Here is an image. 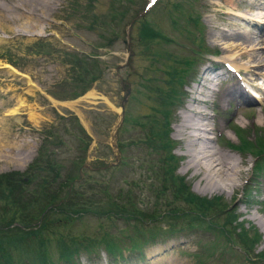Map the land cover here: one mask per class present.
<instances>
[{
    "label": "rangeland",
    "instance_id": "obj_1",
    "mask_svg": "<svg viewBox=\"0 0 264 264\" xmlns=\"http://www.w3.org/2000/svg\"><path fill=\"white\" fill-rule=\"evenodd\" d=\"M144 1L147 0H132L130 8L127 9L131 13H126L122 17L111 15L112 0L58 1L59 5L53 10V15L48 17V25L51 27L38 31H19L18 28L9 31L7 28L11 27V24L0 18V26L5 28L0 29V176L13 171L23 173L28 170L34 159L39 160L43 156V159L48 160L52 156L63 167L59 172L61 178L67 174L79 175L74 186L90 178L96 183L89 193H98L99 189L106 187L108 191L117 194L120 189L130 188L146 201L149 191L146 190L147 182L144 178L147 179L151 168H160L166 159L161 150L158 152L159 155H156L152 150L154 144L151 141L148 143L150 137H147L150 128L162 127L160 123L153 125V121H163L165 117L161 112L156 113L152 109L160 106L159 98L164 96L156 95V90L159 86L175 87L176 83L171 81L166 70L169 67L180 66L173 58H168L167 67L159 58L156 64L152 65L150 57L157 46L180 59L195 57L197 63L191 73L192 79H188L189 84L183 89L185 94L179 95L176 105H171L167 111L165 110L169 115L167 118L170 123L169 136L174 147L172 153L178 160V170L175 174L185 178L191 193L197 198L208 200L220 198L221 205L238 215V221L245 224L246 229H252L260 235L259 243L250 252L262 255L261 258L255 259L254 264H264V231L258 224V219L253 218L261 216L264 219V155L259 156L248 150L233 148L242 145L240 136L253 143L256 136L264 131V0H188L195 2L190 8L191 13H197L201 18V35L198 29L188 27L195 34L198 33V36H202L209 54L202 53L185 33L172 27L168 12L171 3L176 0H160L152 7L151 12L149 9L148 14L143 15L152 22L153 28L155 26L161 31L162 35L166 34L169 38L175 39L176 45L168 42L158 44L160 41L157 39L151 41L147 38L140 42L137 35L140 33L138 22L141 21L133 15L139 14L137 12L142 10ZM177 1L183 3L185 0ZM113 30L118 35H115ZM128 32L131 33V51L134 55L130 57L128 66L117 70L116 67L121 66L128 55L127 44L123 43ZM99 33L104 34L101 40L97 37ZM240 35L250 39L260 37L263 43L257 49L260 52L259 56H243L242 53L252 54L253 48H247L233 39ZM102 42L105 44L110 42L112 46L105 47L101 45ZM195 51H199L197 56ZM72 54L90 58L91 71L96 68L101 76L77 99L71 98L70 95L74 89L72 81L78 68L72 62ZM95 55L99 65L93 57ZM224 63L226 70L233 67L235 71L224 70L222 67ZM253 65L258 67L257 71L253 69ZM10 66L20 75H11L7 72V67ZM211 67L214 72L210 70ZM214 75H219L210 83L216 85L215 89L232 85L242 90L243 87L250 101L246 103L235 98L222 101L220 98L211 97L206 103L198 102L200 103L198 106L211 116L209 119L213 127L210 132L213 138L211 145H215L221 155L230 156L238 165V172L234 178L235 189L228 188L219 193L213 192L203 182L201 183L202 177L197 172V167L191 169L186 167L185 164L192 157L187 156L184 150L187 146L183 136H177L175 131L180 122L181 109L192 102L190 98L197 96L194 90L199 89L198 86L202 83L210 85L209 82H204L203 78H213ZM128 87L129 95L126 93ZM89 92L96 99L85 98ZM124 98L126 101L123 107L134 118L127 124L126 129L121 128V123L117 126ZM113 130L117 131L115 139L121 141L125 147L122 156L126 161L123 165L120 164L121 153L118 164L111 165L117 162L115 150L111 147ZM76 161L80 162L79 166L81 165L78 170L73 167ZM32 187L33 184H30L27 188ZM169 197L173 198L172 194H169ZM149 199L154 198L152 196ZM177 203L180 208L187 207L181 199ZM1 210L0 208V212ZM164 221L166 219L153 220L148 225L156 224L159 225V230H168ZM74 222L72 227L63 233L71 235L82 233L89 237L92 235L99 237L104 229L115 235H122L123 232L134 234L131 227L134 220L128 222L130 224L126 230L123 219L113 221L85 217ZM101 222L105 225L104 228ZM158 228L155 227L156 230ZM28 229L35 228L32 225ZM59 229L62 230L63 227ZM50 233L46 234V237L50 238L46 246L53 261L58 262L56 247L58 231L50 230ZM164 234L154 236L160 243L142 249L143 257L133 252L135 258L127 261L117 260V257L112 259L101 248L100 257L91 261L95 264H154L158 258L165 261L177 259L185 264L249 262L244 258L247 254L242 249L231 247L230 244L222 249L215 248L214 252L210 249L205 250L206 244L218 241L219 238L209 229L196 227L192 231L185 230L168 238ZM135 236L150 239L149 233L145 231L143 235L134 234L132 237ZM120 238L125 239L127 245L125 248L128 247L130 239L125 236ZM121 253L126 256L129 254L125 249ZM253 254L248 255V259H252ZM198 255L203 258L200 259ZM12 260L16 264H34V259L30 256L14 253ZM91 261L82 254L78 264H90Z\"/></svg>",
    "mask_w": 264,
    "mask_h": 264
},
{
    "label": "trees",
    "instance_id": "obj_2",
    "mask_svg": "<svg viewBox=\"0 0 264 264\" xmlns=\"http://www.w3.org/2000/svg\"><path fill=\"white\" fill-rule=\"evenodd\" d=\"M112 1L110 12L114 17H122L126 13H131L127 9L130 8L132 0ZM192 13L182 2L176 1L171 5V11L168 12L169 20H171L170 23L174 29L181 30L186 37L193 40L194 45L205 52L204 39L200 36L202 31L200 29L201 18L199 14ZM174 15L177 17H174ZM139 21H141L138 22L140 33L137 35V39L140 42L145 38L151 41L157 39L160 41H156L158 44L161 42H168L169 44L175 42L168 37H164L155 27L153 28L152 22L147 20L146 16H143ZM188 26L198 29L200 35L196 36ZM113 33H115L114 30ZM103 35L99 33L97 37L101 40L104 38ZM115 35H118V33H115ZM196 40H200L198 44L195 43ZM101 45L105 47L112 46L110 42L106 44L102 42ZM153 52L151 59L148 57L152 61V65H155L157 58H159L163 60L167 67L169 65L167 63L168 58H173L175 62L180 63V66L178 68L169 67L166 70L176 86H159L156 90V95L161 94L164 96L159 98L158 104L160 106L152 109L156 113L161 112L165 117L163 121H153V125L154 123H160L162 127L157 129L152 126L153 128L149 129L150 134L147 137H150L148 143L151 141L154 144L152 150L156 155H159L158 152L161 150L166 159L160 168H151V171H148L147 179L144 178L147 182L146 190L149 191L146 201L142 196L137 195L138 192H134L130 188L127 190L120 189L117 194L108 191L106 187L99 189L98 193H89L94 188L93 184L96 181L87 178L74 186V182L79 175L67 174L64 178H61L59 172L63 167L52 156L48 160L43 159V156L39 160L34 159L31 165L28 166V170L23 173L13 171L3 173L0 176V208L2 209L0 212V264H16L12 260V253L20 256H30L34 259V264H78L82 254L88 257V261L100 257L101 248L110 258L117 257V260L127 261V259L134 257L133 252L143 257L144 255L141 254L142 249L158 242V239L156 241L154 236L165 233L164 236L167 238L174 237L177 233L181 234L185 230L192 231L196 227L209 229L220 238L217 239L218 241L209 242V245L206 244L205 250L210 249L214 252L215 248L222 249L230 244L229 246L242 249L247 254L244 258L249 260L248 264H254L258 258L262 257V255L259 256L250 252L259 243L260 235L252 229H246L245 224L238 221V215L227 210L226 206L221 205L220 198L216 197L214 200L197 198L191 193V188L186 183L185 178L175 174L178 170V160L172 153L174 147L169 136L170 123L166 111L169 106L176 105L179 95L185 94L183 88L189 84L188 79L192 78L191 73H193L197 61L195 57L177 58L169 51L159 49L158 46L155 47ZM196 53L198 54V52ZM72 56V62L78 68L76 74H74L75 79L72 81L74 89L70 95L71 98H77L90 89L93 82L100 79L101 76L98 69L95 68L91 71L90 58L76 54H72ZM93 57L98 64L96 55ZM54 96L60 99V97ZM133 119L125 110L121 128L126 129L127 124L131 123ZM261 134L256 136L253 143L240 136L242 145L233 146V148L236 147L241 151L248 150V152L259 154V156L264 155V131ZM117 147L121 153L120 164L123 165L126 161L125 157L122 156L124 145L119 140L117 141ZM78 163L80 162L76 161L73 164L75 170H78L81 166ZM24 177L27 178V181H24ZM30 184H33V187L28 189L27 187ZM101 192H105V194ZM169 194H172L173 198H170ZM148 196L150 198L153 196L154 199L151 200ZM179 199L187 207L180 208L177 203ZM85 217L88 219L92 217L94 220H100V218L112 219L113 221L123 219L126 224V227H123L124 230L130 224L128 222L134 220V224L131 225L133 233L143 235L145 231L149 233L150 239L145 236L132 237L134 234L130 235L124 232L122 235H115L104 229L103 234L99 237L97 235L89 237L82 233L80 235L63 233L72 227L74 221L82 220ZM164 219H166L164 224L168 226V230H159V225L156 224H153V226L148 225L153 220ZM32 225L35 229L29 230L28 228H31ZM60 227H63V229H59ZM155 227L158 229L156 230ZM50 230L58 231L56 233V235L58 234L56 240L58 262L53 261L46 246V243L50 241V238H47L49 236L46 237V234H49ZM122 236L130 239L129 246L126 248L125 239L120 238ZM123 249L128 250L129 254L127 256L121 253ZM250 254H253L252 259H248ZM198 257L203 258L201 255H198ZM89 263L92 264L93 262Z\"/></svg>",
    "mask_w": 264,
    "mask_h": 264
},
{
    "label": "bare ground",
    "instance_id": "obj_3",
    "mask_svg": "<svg viewBox=\"0 0 264 264\" xmlns=\"http://www.w3.org/2000/svg\"><path fill=\"white\" fill-rule=\"evenodd\" d=\"M58 1L62 0H0V18L11 24V27L7 28L9 31L17 28L19 31H38V29L41 28L45 30L48 29V27H51V25H48V17L53 15V10L59 5ZM0 29L3 30L5 28L0 26ZM233 39L240 42V44L246 45L247 48H253L252 54L250 55L242 53L244 57H257L260 55V52L257 50L263 43L261 42L260 37L255 36V38L253 37L250 39L240 35ZM256 61L260 62V60ZM256 68L258 67L253 65L255 71L258 70ZM210 70L214 72L212 67ZM7 72L11 73V75H20L11 66L7 67ZM217 76L219 75H214L213 78H203V81H207L210 84L213 79L217 78ZM214 86L216 85H206L202 83L198 86L199 89L194 90V93H196L197 96L190 98V101L192 102L187 103L183 110L181 109V113L179 114L181 115L180 122L175 127V131L177 136H183L182 138L186 141L187 146L184 150H186L187 156L192 157L189 159L188 163L185 164L186 167L190 169L194 166L197 167L196 170L202 177L201 183L203 182L204 185L213 192L218 191L219 193L228 188L231 190L235 189L234 178L238 172V165L230 156L227 157V154L221 155L214 147L215 145H211V141L213 140L212 136H210V132L213 129L209 120L211 116L209 113L203 111L202 107L200 108L198 106L200 104L198 102L201 101L206 103V100H208V98L211 99V97L220 98L222 101H230L232 98H235L236 100H244L246 103L250 101L244 93V88L243 91L240 90V88H234L232 85L216 89ZM85 98L89 100L96 99L90 92L85 95ZM56 103L63 104L60 102ZM117 111H119V109H117ZM118 121L120 122V119ZM253 218H256L255 220L258 219V224L263 227L262 230L264 231V219H262L261 216H253ZM155 260L157 261L154 262V264H185L179 262L177 259H166L165 261L158 260L157 258Z\"/></svg>",
    "mask_w": 264,
    "mask_h": 264
},
{
    "label": "water",
    "instance_id": "obj_4",
    "mask_svg": "<svg viewBox=\"0 0 264 264\" xmlns=\"http://www.w3.org/2000/svg\"><path fill=\"white\" fill-rule=\"evenodd\" d=\"M129 92H128V90H127V94H128ZM126 101V98H124V100H123V103ZM123 112L121 113V115H120V121L123 119ZM120 123L118 122V124H117V126L119 125ZM115 134H116V130H114V132H113V134H112V141H111V146H112V149L113 150H115L114 151V153H115V157H116V160H117V162L119 161L118 159H119V157H120V153H119V149H117V147H116V143H115V141H116V139H115ZM116 162V163H117ZM111 165H113V164H111ZM24 180H27V178H25Z\"/></svg>",
    "mask_w": 264,
    "mask_h": 264
}]
</instances>
